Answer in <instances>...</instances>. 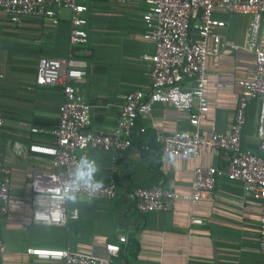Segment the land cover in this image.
Returning a JSON list of instances; mask_svg holds the SVG:
<instances>
[{
    "label": "crops",
    "instance_id": "crops-1",
    "mask_svg": "<svg viewBox=\"0 0 264 264\" xmlns=\"http://www.w3.org/2000/svg\"><path fill=\"white\" fill-rule=\"evenodd\" d=\"M83 3L88 41L71 51L86 62V75L73 86L90 106L89 128L106 131L115 125L123 94L149 90L151 66L139 58L152 51L151 43L140 34L139 16L145 6L140 0ZM58 16L55 24L34 16L13 24L0 11V165L10 169L12 195L10 209L0 220V264H62L28 249H69L106 257L105 243L118 246L111 264H264V242L258 239V204L243 192L239 181L224 176V162L213 149L203 150L198 157L199 163L221 172L211 200L193 206L176 200L170 211L141 214L127 199L132 188L156 183L179 195L189 193L192 160L163 157L153 142L156 131L190 129L187 114L165 103L153 104L149 114L136 119V127L145 131L133 130L125 151L87 147L88 154L96 156L101 165L98 178L114 183L115 198L89 203L80 197L75 205L67 202V210H75L76 217L63 226L31 221L29 180L34 172H48L52 167L44 156L28 151L22 156L14 154L11 144L53 142L50 130L62 94L58 86L35 84L34 75L38 57L62 58L69 52L68 11L60 9ZM213 16L225 22L224 28L218 29L224 48L215 59L205 60L207 118L200 125L204 132H225L239 92L235 81L253 67L251 54L243 48L249 18L222 10ZM258 40L264 44V16ZM258 108L255 99L247 103L241 133V146L255 153Z\"/></svg>",
    "mask_w": 264,
    "mask_h": 264
},
{
    "label": "built area",
    "instance_id": "built-area-1",
    "mask_svg": "<svg viewBox=\"0 0 264 264\" xmlns=\"http://www.w3.org/2000/svg\"><path fill=\"white\" fill-rule=\"evenodd\" d=\"M126 3L130 0H111ZM145 8L140 12V34L151 43V53L139 58L150 63L149 90L130 91L121 96L115 125L106 131L93 130L90 124V106L73 82L86 75V62L71 50L87 44L86 6L83 0H0V11L9 22L18 24L22 17L34 16L51 24L59 19V10L68 11L69 52L62 58L40 56L36 60L34 82L40 86H58L62 101L50 134V145L19 142L11 144L14 154L22 156L31 152L47 158L52 167L48 172H34L29 180V205L31 221L43 225H65L67 219L76 217L75 210H67L61 191L71 172L79 151V145L88 140V146L105 151L123 152L131 144L130 134L145 131L136 127V119L149 114L155 103L170 105L177 112L187 114L190 129L172 132L156 131L153 142L160 155L166 158L190 159V190L179 195L168 187L156 183L149 187L136 186L127 194L133 208L141 214L170 211L176 200L187 201L190 206L209 201L214 196L216 178L221 172L213 165L198 162L201 152L213 149L224 162V176L236 180L259 207L257 219L258 239L264 242V44L258 40V30L264 16V0H140ZM248 16L243 48L253 60L250 73L235 81L239 88L232 120L225 132H204L201 122L207 118V101L204 86L207 81L205 60L215 59L224 48L218 29L225 22L213 16L215 11ZM236 48V46H232ZM258 101L255 138L257 152L241 146V133L245 123V110L250 100ZM3 121L0 114V129ZM29 131L37 132L36 128ZM10 169L0 165V220L10 209ZM80 197L88 198L87 193ZM116 197L112 180L104 182V188L95 199L110 200ZM59 216V219H57ZM196 222L197 220H191ZM106 257L69 249L58 251H34L42 258L60 260L62 264H111L118 246L105 243ZM1 250V240H0Z\"/></svg>",
    "mask_w": 264,
    "mask_h": 264
},
{
    "label": "clouds",
    "instance_id": "clouds-1",
    "mask_svg": "<svg viewBox=\"0 0 264 264\" xmlns=\"http://www.w3.org/2000/svg\"><path fill=\"white\" fill-rule=\"evenodd\" d=\"M87 146L88 140L84 139L79 145L80 155L73 164L61 191L62 201L73 205L79 202L82 192L87 193L88 202L91 203L104 188V180L98 178L101 165L96 156L88 154Z\"/></svg>",
    "mask_w": 264,
    "mask_h": 264
}]
</instances>
